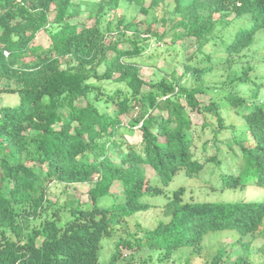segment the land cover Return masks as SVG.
<instances>
[{
  "label": "trees",
  "instance_id": "1",
  "mask_svg": "<svg viewBox=\"0 0 264 264\" xmlns=\"http://www.w3.org/2000/svg\"><path fill=\"white\" fill-rule=\"evenodd\" d=\"M173 1L170 11L164 0L147 6V0H0V264H100V242L115 231L121 236L109 264L168 263L184 247L199 260L178 264H249L251 240L264 237V202H184L180 188L154 228L136 224L130 232L126 224L150 208L143 196L164 195L180 171L194 177L209 163L227 164L233 173L224 176V188L252 183L264 190V102L257 100L264 58L262 69L251 65L253 55L246 58L260 47L264 0ZM123 5L144 16L161 6L163 14L144 24L142 37L139 21L115 14ZM166 39L171 48L190 43L179 63L182 74L175 60L145 82L138 62L145 44ZM215 69L224 79L209 86L205 78ZM210 90L221 100L204 105L198 96ZM226 103L245 129L227 123ZM135 109L124 124L122 116ZM196 116L213 135L211 154L210 142L197 154ZM227 134L229 144L222 140ZM148 170L161 187L150 185ZM115 183L122 202L98 207L100 198L114 196ZM52 185H88L89 204L74 196L51 202ZM220 231L238 237L203 257L205 235ZM122 249L146 255L133 263Z\"/></svg>",
  "mask_w": 264,
  "mask_h": 264
},
{
  "label": "rangeland",
  "instance_id": "2",
  "mask_svg": "<svg viewBox=\"0 0 264 264\" xmlns=\"http://www.w3.org/2000/svg\"><path fill=\"white\" fill-rule=\"evenodd\" d=\"M149 0L146 2V6L148 5ZM174 1L173 0H164V7H167L170 11L173 9ZM157 14L154 10H149L148 15L144 16L140 14L134 6L131 5H123L120 7L119 11L116 12V15L123 14L125 16V20L127 21H139L140 25L139 28L141 30L142 37H145L146 34L143 33V28L145 27L144 24H149L152 22L153 17L156 15L160 18L163 14L162 7L159 6L156 8ZM108 17V16H107ZM111 16H109V19ZM143 23V25H142ZM159 30H162L160 23L156 25ZM248 28V25L246 26ZM127 36H132L131 32L127 33ZM233 38V35L232 37ZM257 39V46H260L254 54H247V59L250 58V55H253L255 58L251 65L257 68H263V63L259 61V59L264 58V48L262 44L264 42V30L259 31L256 34ZM38 42L43 46L47 45L46 36L44 34H40L38 37ZM231 39L229 40V43ZM152 43V44H151ZM190 43L187 41H179L177 42L173 48L168 44V39L165 41H151L148 44L146 43V56H150L153 52L152 59L145 57H140L138 62L141 66L140 74L142 79L145 82H151L154 78L153 72L161 68H165L168 66L171 68L174 64L173 61H178L179 64L183 58V55L186 53H190V48L188 46ZM127 44L121 43L120 48H127ZM223 51V49H221ZM216 49H210V53L214 54L216 59H223L225 58V54H218L216 53ZM222 53V52H220ZM245 58V59H246ZM218 59V60H219ZM244 59V60H245ZM177 75L180 76L182 74V69L180 64L175 67ZM216 70V69H215ZM264 69H262L258 76H263ZM223 73L221 71L216 70L212 75L206 76L205 81L206 84L209 86H217L219 81H223L222 78ZM148 87L144 86L143 91H147ZM222 94L219 91L210 90L208 93L198 96L199 101L202 104L207 105L211 101L220 102ZM7 100L11 102H17L16 96H4ZM258 102H264V91H261ZM223 116L228 124L233 125L237 132L245 129V124L241 120V118L236 115L231 108L226 105H223L222 109ZM137 115V110H131L127 115L122 116V122L124 124H128L131 118H134ZM202 117L196 116L194 122L197 123L195 128V134L197 138V154H199L201 150V146L204 142H210L208 145V152L209 154L212 153V146L214 145L213 135L211 131L207 129L201 128L202 124ZM213 123H215L214 119H212ZM133 140H136V137H133ZM223 142L229 144L231 142L230 137L224 135ZM221 150H226L227 148L223 145H219ZM225 162V161H224ZM226 164V162H225ZM228 166L223 165L221 169L214 167L212 163L206 164L204 170L198 173L194 177H187L184 171H180L174 179L169 183L167 187L164 188V195L160 196H150L145 195L141 198V202L148 205L150 208L145 212H139L136 214L131 215L127 218V227L129 228L130 232L136 231V224H139L143 228L152 229L154 228L157 223L161 220H164L161 216L162 208L167 202L168 198L171 197L174 191L184 188L185 193L183 195L184 202H206V203H248V202H264V190L254 186L252 183H249L243 187H238L235 189L232 188H224L223 180L225 175L233 174L228 170ZM147 175L149 178V183L152 187H161L157 177H155L150 170L147 171ZM88 185H76V186H69V187H62L52 185L50 187V192L48 194V198L51 202L56 201L59 199L60 202H63L67 197L74 196L77 198L78 202L81 206H85L89 204L87 198V190ZM121 189L119 183H115L112 188V193L114 196H105L100 198L97 201V206L100 208H108L116 203L122 202V197L120 195ZM34 225H37L38 222H34ZM264 230V229H263ZM120 233L115 231L112 236L105 237L100 242V250H99V263L100 264H109L110 258L114 252L115 244L120 238ZM237 234L232 231H220V232H212L205 235L202 246H203V254L202 256L205 258H210L216 250L223 249L224 247L229 246L230 243L233 242L235 238H237ZM248 239V238H247ZM246 241V237L243 239ZM250 259L249 264H264V237H256L251 240L250 242ZM232 256H237V249L230 251ZM121 255L124 258H131L133 263H136L141 258L145 257L146 253L144 251H135L130 252L128 250L122 249ZM185 258L197 259L199 260L196 253L192 251L191 248H181L177 250L171 262L168 263H159L155 261L153 264H178L182 263ZM123 264V262H121Z\"/></svg>",
  "mask_w": 264,
  "mask_h": 264
}]
</instances>
